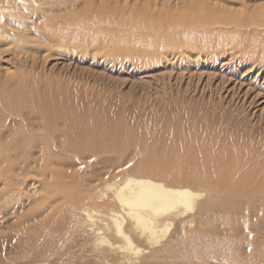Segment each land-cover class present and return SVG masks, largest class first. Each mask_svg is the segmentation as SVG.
Listing matches in <instances>:
<instances>
[{
  "label": "bare ground",
  "instance_id": "1",
  "mask_svg": "<svg viewBox=\"0 0 264 264\" xmlns=\"http://www.w3.org/2000/svg\"><path fill=\"white\" fill-rule=\"evenodd\" d=\"M16 1L0 5L14 12ZM195 1L179 11L202 13L188 26H212L197 45L220 43L219 56L250 60L247 69L257 66L256 80L264 79V6H186ZM168 16L176 14L152 22ZM2 108L0 184L16 204L26 198L37 206L20 213L3 239L0 264H264V153L251 142L195 133L153 146L139 138L132 153L135 132L105 128L87 111Z\"/></svg>",
  "mask_w": 264,
  "mask_h": 264
},
{
  "label": "rangeland",
  "instance_id": "2",
  "mask_svg": "<svg viewBox=\"0 0 264 264\" xmlns=\"http://www.w3.org/2000/svg\"><path fill=\"white\" fill-rule=\"evenodd\" d=\"M187 1L195 0H67L60 6L17 0L14 12L0 5V107L87 111L105 128L135 132V138L128 136L132 153L139 138L160 146L195 133L227 138L236 146L248 141L264 153V79L256 80L258 67L247 69L250 60L238 64L219 56L220 43L198 46L212 26L186 25L202 15L180 12ZM168 2L172 10H166ZM212 2L233 11L264 6V0ZM193 5L207 4L196 0L186 6ZM168 12L176 16L152 22ZM221 41L237 49L235 40ZM2 117L0 147L1 133L8 130L0 112ZM4 166L0 163V169ZM3 187L0 203L7 202L0 209V257L2 241L15 232L19 214L37 206L26 198L16 204Z\"/></svg>",
  "mask_w": 264,
  "mask_h": 264
}]
</instances>
